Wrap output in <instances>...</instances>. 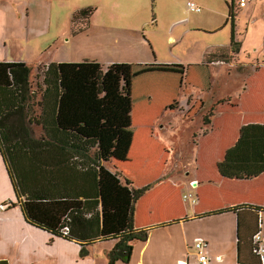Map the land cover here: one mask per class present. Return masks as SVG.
Masks as SVG:
<instances>
[{
  "label": "rangeland",
  "instance_id": "rangeland-1",
  "mask_svg": "<svg viewBox=\"0 0 264 264\" xmlns=\"http://www.w3.org/2000/svg\"><path fill=\"white\" fill-rule=\"evenodd\" d=\"M188 1L199 5L202 12H189ZM231 3L232 0H63L61 4L72 11L92 10L94 28L83 39L72 41L70 49L69 42L54 45L58 58L89 62L97 59L111 67L155 62L145 68H110L104 78L102 99L97 95L93 67L80 68L73 75L65 69L66 116L84 119L86 131L100 138L102 171L114 173L116 168L131 180L130 173L136 177L131 180L134 187L146 182L155 171V179L166 182L168 190L177 181L186 182L181 191L168 193L167 198V193L155 195L161 200H181L188 206L193 199L190 195L204 204L218 206L237 201L248 193L234 180L222 179L216 166L233 147L237 135L232 126L235 117L229 116L228 111L233 113L234 105L240 106L242 79L218 62L216 66L209 65L211 74L189 67L200 64L205 55L230 45L233 31L228 4ZM255 3L260 4L259 8L249 15L235 0V39L240 44L245 42L237 58L240 63L249 61L246 52L251 53L252 59L264 56V31L260 29L264 26V0H255L249 8ZM252 21L257 23L251 26L256 33L250 31L245 41L246 28ZM52 22L60 30L68 29L70 23L63 14L59 21L53 18ZM107 25L112 28L107 29ZM258 46L260 50L256 52ZM212 60L220 62L219 54ZM231 98L237 104H225ZM205 116L213 121L212 125L204 124ZM102 118L106 120L104 129L100 128ZM205 130H210L212 139L202 142ZM103 176L107 178L105 173ZM193 179L198 180L197 188L193 187L195 183L189 187ZM183 195L190 196L189 200H183ZM110 196L104 188L103 198ZM114 196L119 202L126 198L124 193ZM35 211L55 222V214H60L61 208ZM189 253L192 255L193 251Z\"/></svg>",
  "mask_w": 264,
  "mask_h": 264
},
{
  "label": "crops",
  "instance_id": "crops-1",
  "mask_svg": "<svg viewBox=\"0 0 264 264\" xmlns=\"http://www.w3.org/2000/svg\"><path fill=\"white\" fill-rule=\"evenodd\" d=\"M254 1L252 0L246 7L240 8L247 10L246 14L253 15L260 5L255 3L252 8H249V4ZM232 2L235 3V0H232ZM61 3H63V0H0V86L11 87L13 85L10 70L15 66L29 67L35 73L45 65L56 63L62 76L61 85L65 91L66 83L63 80L65 69L69 70L73 75L80 68L93 67L96 77H98L99 71H102L105 78L106 73L112 67L136 66L145 68L155 64L152 61H140L138 62L140 64H122L111 67L110 64L99 63L100 61L97 59L89 62L85 59L66 60L65 57L58 58L57 54H54V45H58L61 41L63 43L69 42L70 49L72 41L83 39L81 37H84L85 33L91 32L94 28L91 15L89 17H79L78 20L73 22L74 16L81 11H72ZM62 14L65 19L67 18L70 21L66 30L64 28L60 30L53 26V18L59 21ZM256 24L252 21V24L247 26L245 41H247L250 31L256 33L255 28H251L252 25L256 26ZM234 25L235 21L232 24L235 38L236 26ZM106 28H112V26L107 25ZM260 29L264 31V26ZM68 37L71 41H66ZM235 42L240 44L236 39ZM244 44H240V50L235 54L232 52L230 43L228 47L223 48L228 50L226 60L220 62L216 60V62L210 64L211 66H216L218 62V64L228 66L233 76L237 74L242 79L238 102L240 106L234 105L233 113L228 111L229 116L235 117V122L232 126L237 135L233 147L237 143L240 131L244 126L264 125V56L252 59L250 57L251 53L246 52V54H249V61L240 63L237 58L242 53ZM260 46L256 47V52L260 50ZM262 48L264 49V45H262ZM70 52H73V49ZM208 56L205 55L203 57L201 63L198 64L199 66L189 64V67L203 69L206 73L211 74V67L206 63ZM121 62L123 63L124 61ZM188 72L189 69L184 73L186 77H188ZM203 90L205 91V89ZM67 96L65 91L60 101L58 111L59 126L65 130L78 132L85 137H93L86 131L84 119L66 116L65 99ZM103 97L99 98L102 99ZM225 104L237 103H234L231 98ZM75 122L77 124L73 125ZM105 122V118H102L100 128L104 129ZM228 131H231V128ZM211 134L210 132H202L200 141L212 139ZM223 136L226 137V135ZM216 166L218 167V164ZM103 173H105L107 178L103 176ZM156 174L157 172L155 171L151 175L152 177L149 176L146 182L137 186L142 188L151 185L152 187L137 203L135 228L137 230L151 229V231L146 242L137 241L133 244V254L128 264H200L198 252L195 250V242L198 239H202L206 244L204 253L210 259L209 264H263L252 253V237L257 229V220H259L258 222L263 227L261 232L264 238V212L245 208L240 212L213 213L236 206H253L264 210V174L252 180H234L239 187L244 190L247 189L248 193L237 201L218 206L204 204L203 200L198 197L194 198L192 195L190 196L193 199L189 204L191 206L184 204L187 202L183 203L181 200L158 199L155 195L157 192L164 194V196L167 193L165 196L167 198L168 193L171 195L175 191L178 193L187 184L186 182L177 181L174 183L175 186H169L168 190L165 188L167 186L166 182L163 183L161 180L155 179ZM128 175L131 180L136 178L130 176V173ZM221 178L227 180L223 177ZM99 180L102 239L90 246L89 255L82 258L81 247L78 244L54 236L25 220L20 206L17 205L6 165L0 155L1 264H109V253L118 241L106 240V238L125 230L132 203V193L111 171L101 170ZM104 180L106 181L104 182ZM192 184H194L193 187L197 188L198 180H191L189 187H192ZM104 188L111 193L110 198H103ZM114 193H124L126 198L123 202H119ZM185 197L189 196L183 195V200H189L185 199ZM193 200L195 201L194 203ZM24 206L28 217L32 221L56 230L61 226L71 210L83 207V201H24ZM47 207L61 208L60 214H55V222H52L45 214H39L35 211L36 208L45 209ZM49 213L47 212V214ZM207 214L212 215L208 216ZM190 251H193L192 255H190ZM116 264L125 263L119 261Z\"/></svg>",
  "mask_w": 264,
  "mask_h": 264
},
{
  "label": "trees",
  "instance_id": "trees-1",
  "mask_svg": "<svg viewBox=\"0 0 264 264\" xmlns=\"http://www.w3.org/2000/svg\"><path fill=\"white\" fill-rule=\"evenodd\" d=\"M91 13L90 9L81 11L74 16L73 22L79 17H89ZM228 16L233 24L234 2L229 5ZM231 47L235 54L240 50L234 32ZM218 54L220 60L225 61L228 50L219 48L209 54L206 63H214L212 58H217ZM10 75L13 85L0 86V155L6 165L17 205L28 223L54 236L75 242L81 247V257L85 258L89 255V247L102 239L100 139L85 137L59 126V105L65 91L61 85L62 76L58 64L50 63L35 73L29 67L15 66L11 68ZM103 79L104 74L99 71L98 97L103 94ZM203 122L212 125L207 116ZM217 169L221 177L227 180L247 181L264 174V125L244 126L237 143L226 152ZM114 175L130 189L132 203L125 230L106 238L118 241L109 253V264L119 261L128 264L133 254V244L137 241L146 242L150 235L151 229L135 228V212L138 201L152 186L135 188L132 181L116 168ZM24 201H83V207L71 210L61 226L53 230L32 221L27 215ZM245 208L264 212L253 206H237L213 214L240 212ZM258 221L252 245L255 235L263 228L259 229L261 223ZM65 230H68V235L64 234ZM254 249L253 245V254Z\"/></svg>",
  "mask_w": 264,
  "mask_h": 264
},
{
  "label": "built area",
  "instance_id": "built-area-1",
  "mask_svg": "<svg viewBox=\"0 0 264 264\" xmlns=\"http://www.w3.org/2000/svg\"><path fill=\"white\" fill-rule=\"evenodd\" d=\"M252 0H241L240 1V7L244 8L246 5ZM188 9L191 13H201L202 8L197 5L195 2H188ZM190 197V196H189ZM189 197H185V199H188ZM195 201L193 200V203ZM3 209V208H2ZM262 226H260L259 229H261ZM262 230H260L253 239V245L255 247L254 254L257 255L260 258V261L264 264V238L262 235ZM65 235H68V230L64 231ZM205 242L202 239H198L195 242V250L198 252V261L200 264H209L210 259L208 256L204 253L205 249Z\"/></svg>",
  "mask_w": 264,
  "mask_h": 264
},
{
  "label": "water",
  "instance_id": "water-1",
  "mask_svg": "<svg viewBox=\"0 0 264 264\" xmlns=\"http://www.w3.org/2000/svg\"><path fill=\"white\" fill-rule=\"evenodd\" d=\"M0 264H1V262H0Z\"/></svg>",
  "mask_w": 264,
  "mask_h": 264
}]
</instances>
